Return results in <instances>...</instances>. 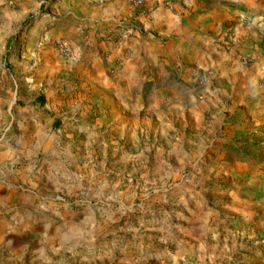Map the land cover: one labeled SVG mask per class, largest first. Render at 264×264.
<instances>
[{
    "label": "rangeland",
    "instance_id": "rangeland-1",
    "mask_svg": "<svg viewBox=\"0 0 264 264\" xmlns=\"http://www.w3.org/2000/svg\"><path fill=\"white\" fill-rule=\"evenodd\" d=\"M33 17L0 18V264H264V68L246 100L240 80L181 81L168 63L133 88L129 118L87 94L72 119L65 84L38 86ZM210 86L228 97L206 102ZM38 109L65 119L28 148ZM47 172L56 189L33 192Z\"/></svg>",
    "mask_w": 264,
    "mask_h": 264
},
{
    "label": "crops",
    "instance_id": "crops-1",
    "mask_svg": "<svg viewBox=\"0 0 264 264\" xmlns=\"http://www.w3.org/2000/svg\"><path fill=\"white\" fill-rule=\"evenodd\" d=\"M41 3L0 0V18H38L28 30L45 75L38 86L51 84L46 77H56L60 89L65 84L66 94L79 103L68 109L72 119L87 112L82 106L89 102L87 94L110 104L115 119L129 118L125 114L136 97L133 88L147 82L146 73L153 68L162 75L168 63L182 72L181 81L205 68L211 71L210 85L240 80L249 92L246 100L256 95L249 87L256 73L264 72V0H145L140 6L129 0H47L49 13L41 11ZM57 40L65 43L70 59L58 56ZM245 58L249 66L240 63ZM203 94L206 102L228 97L213 86ZM64 119L56 109L52 115L36 110L25 121L28 148H42L47 143L42 130ZM25 144L22 138L12 141L15 149ZM39 178L33 192L56 189L50 172Z\"/></svg>",
    "mask_w": 264,
    "mask_h": 264
},
{
    "label": "built area",
    "instance_id": "built-area-1",
    "mask_svg": "<svg viewBox=\"0 0 264 264\" xmlns=\"http://www.w3.org/2000/svg\"><path fill=\"white\" fill-rule=\"evenodd\" d=\"M133 5L140 6L144 3L145 0H129ZM153 2H156V0H152ZM54 48L56 53L59 57L63 59H70V52L67 49V46L65 43L61 40H57L54 42ZM264 80V79H263ZM201 82H199L200 84Z\"/></svg>",
    "mask_w": 264,
    "mask_h": 264
},
{
    "label": "trees",
    "instance_id": "trees-1",
    "mask_svg": "<svg viewBox=\"0 0 264 264\" xmlns=\"http://www.w3.org/2000/svg\"><path fill=\"white\" fill-rule=\"evenodd\" d=\"M36 102L39 103V104H41L42 103V100L41 99H37Z\"/></svg>",
    "mask_w": 264,
    "mask_h": 264
}]
</instances>
